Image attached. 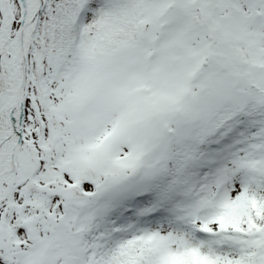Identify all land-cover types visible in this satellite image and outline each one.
I'll list each match as a JSON object with an SVG mask.
<instances>
[{
	"label": "snow or ice",
	"instance_id": "6c2138e0",
	"mask_svg": "<svg viewBox=\"0 0 264 264\" xmlns=\"http://www.w3.org/2000/svg\"><path fill=\"white\" fill-rule=\"evenodd\" d=\"M0 264H264V0H0Z\"/></svg>",
	"mask_w": 264,
	"mask_h": 264
}]
</instances>
